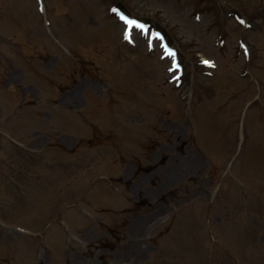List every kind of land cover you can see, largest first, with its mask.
I'll return each mask as SVG.
<instances>
[{"label":"rangeland","instance_id":"1","mask_svg":"<svg viewBox=\"0 0 264 264\" xmlns=\"http://www.w3.org/2000/svg\"><path fill=\"white\" fill-rule=\"evenodd\" d=\"M11 1L20 4V0ZM4 2L0 0V13L6 9ZM130 2L132 4L129 5L134 10L141 11L145 15L152 14L154 9L160 6L162 10L159 17L163 20L165 16L169 17V20L165 21L169 22L175 39L179 38L183 43H188L194 38L198 43L194 51H199L205 56L218 57L211 42L215 29L210 27H216L214 25L216 16H209L206 13L201 22H192L190 10L193 4L189 0L181 2L133 0ZM56 3L49 0L48 9ZM93 4L97 6L98 0H94ZM59 7L64 6L58 3L57 9ZM29 8L31 9L25 14L27 16L21 17L18 21L13 20V17H6L8 26L11 25L13 29H17L19 33L18 36L16 35L17 41L22 43L25 49L27 30L22 27L28 24L26 20L31 15L37 13L35 4ZM98 9L101 7L98 6ZM50 11L54 20L64 13L57 11L56 8ZM177 21L180 24L178 28L176 27L178 25H175ZM109 23L113 37L118 38L116 36L121 27H116L113 20ZM208 27L209 32L206 31ZM237 34V31L231 32L228 37L230 51L231 46L236 44ZM72 40L73 46L78 47L79 51L87 55L93 54L91 46L87 47L85 42L74 37ZM2 50L6 51V49ZM114 53L115 51L113 57ZM229 59L220 61L227 63ZM110 60L114 62V65L112 62L107 71L116 77L119 67L116 65L115 57L114 60L111 58ZM127 66L121 73L118 71L121 76L118 75L116 83L112 85L103 81H94L92 85H89L90 82L86 83L82 80L74 84L77 88L73 92L66 91L64 94V89L54 92L53 88H49L53 93L52 98L58 97L57 99L60 100V97L64 95L65 100L61 101H68L73 112L76 110L82 113L80 117L82 120L75 121L80 129L70 130V133L66 131L62 135L50 125L49 118L52 114L50 112L53 110L51 106L36 107L35 102L41 101L38 86L24 83L25 86L22 88L17 85L15 87L22 77L19 68H14L9 77L8 70L0 69V82L6 77L5 81L11 85L7 91L8 107L0 116V121H5L4 119L7 114H11L10 110L15 104L22 103L24 100L28 101L25 118L33 121L36 118L45 120V122L42 121L44 127H41V130L30 129L26 140L30 144V150L39 151L38 154L41 157V159H33L38 162L32 165V172H36L34 174L44 180L48 178L50 180V184L43 188L45 192L43 199H39L34 206L36 201L32 200L31 190L26 192V200L23 204L19 208L12 207L8 213L5 201L0 196L3 204L0 208V218L17 222L16 219L8 216H17L16 212L19 216L30 214L32 209L30 211L29 207L33 206L37 213L35 218L40 221L50 214L59 212L62 207H66L68 212L63 216L73 226V230H70L73 236L68 238L66 245V255L70 258L67 260L68 264H102L103 254L111 258L107 261L108 264H245L249 257L247 252L256 247L247 243L246 246H239L238 250H234L235 248L220 250L216 244L212 243V238L218 240L239 237L252 241L256 239L258 240L256 251L262 249L264 253V211L258 206H255V214L245 211L246 208L241 206L242 199L235 197L234 191L233 197L224 198L222 194L218 196V193L212 197L209 189L213 192L215 187L216 180L213 181V177L216 174L214 169L217 168V163L212 164V168L209 169L211 174L207 176L208 178H204L201 176L202 169H205L203 163L192 161L191 155L188 158L185 157V152L189 151V133L181 127V124L175 123L173 118L177 114L178 103L174 99L175 96L160 84L163 77L160 74L162 65L157 68L158 76L149 83L151 86L149 90L144 87L141 90L137 88L135 90L134 84L125 83L126 79L134 78V72L137 70L132 63ZM130 67H133L134 71L129 69ZM120 78L122 82L118 83ZM126 91L137 98L128 100L125 96ZM152 103L160 104L163 108L162 112L156 114L155 110L151 111ZM86 117L88 119L85 122ZM6 126L16 128L10 121L6 123ZM153 126L155 132L150 131ZM72 133H75V136L71 135ZM47 160L51 166L53 165L51 169L46 168L41 162ZM176 161L183 164L175 167ZM148 166L151 168H146ZM137 168L140 169L135 174ZM151 169L153 170L150 171ZM6 172L10 173L9 170ZM97 174H107L110 179H99L91 184V179ZM0 177L3 180L2 174ZM34 180L30 179L33 183L40 181V179ZM2 183L6 184L4 180ZM44 183L47 185V182ZM39 186L45 185L39 184ZM16 190L24 192L22 185ZM3 192L4 190L0 189V194ZM49 196L50 201L47 200ZM120 200H128V204L134 206L137 205L138 200H143L145 204L142 209H139L141 213L129 217L131 223L128 222L129 228L121 230L124 236L121 242L125 244L122 251L125 254L118 257V249H108L106 246L98 248L96 245L101 244L98 243L100 239H107L104 232L106 226L102 223L105 222L109 226L112 216L114 217L112 224L117 223L115 217L118 219V210L115 206ZM213 228L216 232L211 233L210 230ZM58 231L52 235V238L57 239L55 243L57 254L53 264H66L65 258L60 256L64 243H61L63 236H60ZM202 241L206 242L207 247L212 243L209 248L213 253L204 251L206 247ZM121 242H119L120 245ZM109 243L115 245L118 243V238L111 237ZM238 244L239 242L237 247ZM191 251H196L197 258L194 256L190 258ZM230 253L241 256L237 260L231 257ZM0 257V264H14L17 256L14 258V252L0 243ZM40 261V263L52 264V261L48 260L44 254ZM15 264L21 263L16 261ZM28 264L37 263L35 259H32L28 260Z\"/></svg>","mask_w":264,"mask_h":264},{"label":"snow or ice","instance_id":"2","mask_svg":"<svg viewBox=\"0 0 264 264\" xmlns=\"http://www.w3.org/2000/svg\"><path fill=\"white\" fill-rule=\"evenodd\" d=\"M205 63H207V62H205Z\"/></svg>","mask_w":264,"mask_h":264}]
</instances>
